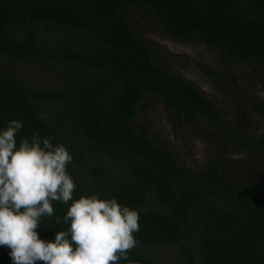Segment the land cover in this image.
<instances>
[{
	"label": "trees",
	"instance_id": "1",
	"mask_svg": "<svg viewBox=\"0 0 264 264\" xmlns=\"http://www.w3.org/2000/svg\"><path fill=\"white\" fill-rule=\"evenodd\" d=\"M137 7L173 38L195 37L232 57L264 65V0H0V57L53 60L46 48L79 65L74 74L64 65L69 76L64 87H27L0 72V131L18 119L23 126L17 147L22 137L31 141L35 133L65 145L73 157L67 165L76 184L73 200L95 193L138 211L137 245L119 264H157L139 246L181 241L189 221L199 223L196 250L203 264H264V185L231 184L214 160L202 172L184 168L133 123L146 97L161 98L179 123L183 114H202L216 124L221 119L206 98L164 68L134 33L126 13ZM41 29L53 36L59 32L61 38L47 40ZM39 102L61 106L60 118L46 116ZM230 141L240 151L251 144L242 136ZM252 144L251 150L264 153V144ZM148 193L164 210L140 209ZM207 197H220L230 208L196 212ZM71 202H52L53 216L42 217L36 229L42 240L54 242L56 231L67 230L70 222L63 217ZM9 252L0 246V264H13Z\"/></svg>",
	"mask_w": 264,
	"mask_h": 264
},
{
	"label": "clouds",
	"instance_id": "2",
	"mask_svg": "<svg viewBox=\"0 0 264 264\" xmlns=\"http://www.w3.org/2000/svg\"><path fill=\"white\" fill-rule=\"evenodd\" d=\"M22 126L12 119L0 131V246L10 248L13 264L127 261V253L137 245L138 211L95 193L73 200L76 184L67 172L73 157L66 146L35 133L31 141L22 137L17 147ZM53 201H72L63 217L70 226L56 231L54 242H46L36 229L42 217L53 216Z\"/></svg>",
	"mask_w": 264,
	"mask_h": 264
},
{
	"label": "rangeland",
	"instance_id": "3",
	"mask_svg": "<svg viewBox=\"0 0 264 264\" xmlns=\"http://www.w3.org/2000/svg\"><path fill=\"white\" fill-rule=\"evenodd\" d=\"M126 18L130 23L134 33L147 41L154 50V53L161 58L166 57V53L170 52L167 58L170 59L169 63L171 68L184 69L183 73L190 79L201 81L198 79L197 73L198 59L204 57L209 59L207 54H202V51L192 45H185L180 43H173L164 33L157 31L156 23L144 14L142 9L133 8L126 13ZM48 26L52 25L49 24ZM54 29H58L54 27ZM61 30V29H60ZM45 30L41 29L40 33L46 37L47 40L53 39L54 36L61 33L42 34ZM49 54L53 55V60L44 56L41 59H26V60H9L0 57V72L7 75L15 76L20 79L25 86L35 87H64L69 84L68 74L66 72L65 64L70 68L74 74L77 72L79 65L77 63L66 62L64 59L54 55L50 50L44 48ZM168 54V53H167ZM55 60V62H54ZM64 61V62H63ZM262 71V72H261ZM255 68L251 76L256 73L264 74L263 70ZM202 83V82H201ZM255 87L256 83H252ZM225 102H227L225 100ZM224 104V102H223ZM158 103L151 102L145 103L141 109H136V114L133 123L136 125L143 124L146 132L150 135L156 132H164L167 125L164 119L158 117L159 110L156 106ZM38 106L45 112L46 116L55 117L57 120L60 118L61 106L39 102ZM230 116V108L228 104L225 107ZM159 146L172 152L177 163L189 170L195 172H202L209 159H214L217 162L218 169L225 179L231 184H242L246 182L255 183L257 185H264V154L261 152H252L247 154H233L229 149L223 148L219 140H214V136H150ZM89 153H92L89 151ZM100 161L114 169L117 165L103 157L99 158ZM162 209L164 206L158 203L152 193L145 196V202L141 205L140 209ZM217 208L227 211L230 207L220 199L217 198H204L201 203L195 206L196 212L206 211V214H215ZM192 217L195 213H190ZM199 223L196 221H189L186 226V235L181 241L172 242L167 241L160 244H141L142 252L153 259L157 264H203L197 250V230ZM189 249H186V248ZM141 252V253H142ZM189 253V255H187Z\"/></svg>",
	"mask_w": 264,
	"mask_h": 264
},
{
	"label": "flooded vegetation",
	"instance_id": "4",
	"mask_svg": "<svg viewBox=\"0 0 264 264\" xmlns=\"http://www.w3.org/2000/svg\"><path fill=\"white\" fill-rule=\"evenodd\" d=\"M156 30L164 33L173 43L195 46L202 51L203 56L204 54L209 56V59L206 60L204 57L198 59L196 70L199 74L198 79L202 82L198 83V81L190 79V75L184 74V69L169 67L170 59L167 57L170 52H167L168 54L166 53L164 58L158 57L154 53L153 47L146 41L152 55L159 63L171 73L191 84L199 94L208 100L212 107L218 110L221 119L216 124L206 119L202 114L194 115V117L183 114L179 123L161 98L146 97L139 102L137 109H141L145 103H158L156 105L159 110L158 117L165 120L167 127L164 132L158 131L156 134L150 135L144 129L143 124L137 123L136 126L149 136H214V140L218 139L221 146L229 149L233 154L252 152L264 154L260 148L251 150L256 146V144H252L253 142H258L261 146L264 144V74L256 73L251 76L255 68L264 72V65L253 59L245 60L232 57L217 44H210L195 37L176 39L159 28ZM253 82L256 83L255 87ZM227 104L230 108V116L225 109ZM234 136L247 138L251 143L247 144L248 150L236 149L230 141ZM211 160L214 159H209L208 162ZM214 161L216 162V160ZM207 164L204 170L207 168Z\"/></svg>",
	"mask_w": 264,
	"mask_h": 264
}]
</instances>
